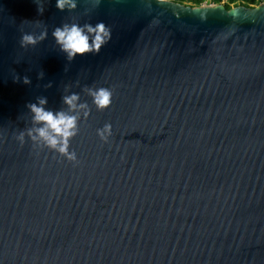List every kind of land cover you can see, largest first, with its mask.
<instances>
[{"label":"water","instance_id":"95a60500","mask_svg":"<svg viewBox=\"0 0 264 264\" xmlns=\"http://www.w3.org/2000/svg\"><path fill=\"white\" fill-rule=\"evenodd\" d=\"M183 7L0 0V264H264V5ZM100 21L110 42L69 61L52 30ZM66 89L91 108L78 163L17 139L27 104L59 109Z\"/></svg>","mask_w":264,"mask_h":264},{"label":"clouds","instance_id":"9594fccd","mask_svg":"<svg viewBox=\"0 0 264 264\" xmlns=\"http://www.w3.org/2000/svg\"><path fill=\"white\" fill-rule=\"evenodd\" d=\"M38 11L44 12V0H36ZM78 0H56V7L60 11H73L77 8ZM215 2V0H174L177 5H184L183 9L192 8L199 11L203 5ZM222 2V0H221ZM245 3L248 7L257 8L264 5V0H233L230 12L234 15L239 12V5ZM29 21H25L28 23ZM35 23L40 25V21ZM111 29L103 22L80 24L78 22H65L52 30V37L60 51L69 61L77 56L88 53H99L111 40ZM48 37V30L44 28L38 34L23 32L20 46L24 49L35 47ZM19 76L16 80L19 81ZM24 84H30V79L25 76ZM88 94L92 97V103L98 110H105L112 103L113 93L106 87L88 88ZM62 107L59 109L49 108L48 99L39 97L35 102L27 104L31 117V126L19 131L17 139L23 145L30 139L34 145L46 147L60 153L73 163H78V154L71 148V140L80 133L82 118L90 115L91 108L87 101H82L77 92L66 89L62 97ZM97 135L108 142L112 136V125L106 123L96 130Z\"/></svg>","mask_w":264,"mask_h":264},{"label":"trees","instance_id":"16d2710c","mask_svg":"<svg viewBox=\"0 0 264 264\" xmlns=\"http://www.w3.org/2000/svg\"><path fill=\"white\" fill-rule=\"evenodd\" d=\"M174 2V0H172ZM233 0H215V2L210 3V4H206V5H224L226 7L227 10H230L231 4H232ZM239 7H246V8H251L248 7L245 3H241L239 5Z\"/></svg>","mask_w":264,"mask_h":264},{"label":"snow or ice","instance_id":"6c2138e0","mask_svg":"<svg viewBox=\"0 0 264 264\" xmlns=\"http://www.w3.org/2000/svg\"><path fill=\"white\" fill-rule=\"evenodd\" d=\"M194 11L198 10V9H193Z\"/></svg>","mask_w":264,"mask_h":264}]
</instances>
